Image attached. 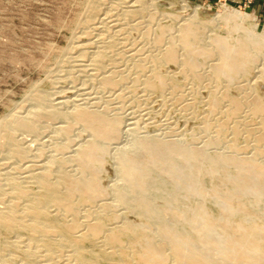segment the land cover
Wrapping results in <instances>:
<instances>
[{"label":"bare ground","instance_id":"bare-ground-1","mask_svg":"<svg viewBox=\"0 0 264 264\" xmlns=\"http://www.w3.org/2000/svg\"><path fill=\"white\" fill-rule=\"evenodd\" d=\"M183 1V14L173 28H169L170 26L164 28L165 25H162L164 27H156L157 31L150 28L142 32L143 41H151L150 46L154 48L153 50H137L129 47L130 49L126 51L127 56L124 57L133 62L134 77L132 82L142 85L148 91H151L157 85L161 90L166 89L169 91V94L175 99H179L181 95L175 93L178 91H176V85L172 84L173 80L171 81L168 76L162 75L158 71L160 65H166L167 63L178 64L177 67H180V71L184 74L180 73L184 76L186 74L185 77L188 81L191 80L192 83L201 82L203 77H207L208 80L212 78L215 82L225 79L230 83L235 79L244 78L250 73L253 74L252 76L255 79H258L263 67L260 68L259 65H256L255 59L260 57L262 61L264 60V36L251 33L254 30L249 24L252 17L223 5L220 11L221 15L214 18V21L225 26L229 37L221 38L215 35L208 42L202 43L200 39L203 38H200V36L204 35L201 34V30L206 23L199 19V9L194 10L187 3L188 1ZM137 2L139 0H135L132 4L134 5ZM129 8L121 9L120 12L112 14L111 7L101 10V7L97 6L85 21L86 23L89 20L92 21L90 23L92 25L91 30L96 33V37L91 38L92 40L89 42V44L94 45L96 50H92L93 52L91 51L90 54L88 53L89 63L87 64L91 67L88 70L95 71V73L92 72L91 76L96 78L103 90H112L121 84L120 82L123 84L122 79L125 74L120 76L119 71L116 72L114 69L107 68L110 64L107 65L106 62L111 59L110 53L116 42L120 41L121 43V40L127 37L119 39L118 36L119 41H115L117 39L115 38L116 35L122 32L124 25L126 26L125 21L134 16L135 13L141 12L138 8L134 7L137 10ZM112 11L114 10L112 9ZM191 13L194 14L190 15ZM212 26L214 25L212 24ZM251 29L253 30L251 31ZM168 31H172L171 37L166 36L164 38L167 35L165 33ZM150 33H153L151 34L152 37ZM238 33H242L244 36L235 38ZM123 45L120 47H123ZM82 47L84 46H77L76 48ZM147 47L149 46L147 45ZM178 48L182 50V54L178 53ZM122 50L118 51L122 52ZM142 52L143 54L140 55L139 53ZM147 52L148 54H146ZM118 54L115 53V55ZM81 56L85 58L83 55ZM208 58L214 59V61L211 59L213 63L209 64L208 68L205 67L207 70L204 73H200V62L198 60ZM206 61L208 63L210 60ZM112 63L114 62L112 61ZM129 63L131 64V62ZM86 66L83 67L86 68ZM144 69L147 70V75L138 76V73L144 71ZM80 71L84 72L82 69ZM117 73L120 76L119 78H117ZM184 76L182 77L184 78ZM240 82L242 83L239 80ZM192 83L190 85H193ZM237 83L233 84L236 85ZM233 84L231 83V86ZM239 85L238 87H242V85ZM213 86L217 87L215 84ZM250 87L247 86L249 91L244 87L242 89L251 92ZM223 90L226 89L223 87ZM212 91H207L209 92L208 106L216 109L215 107H220L224 103L221 107L223 119H216L215 124L213 122L211 124L207 117L203 118L202 123H206V125H204L205 131H202L208 132L207 135L211 136V142L206 144V148L201 149V147L198 150L195 147L193 149L191 145L188 146L185 142L181 143L174 140H163L151 144L137 137L133 146L136 147L135 149H141L144 152L145 160L135 158L125 148L119 151L117 149L118 153L116 152L115 158L118 162L117 174L120 181L118 183L121 184L112 186L113 193L110 197L113 205H118L121 209L131 210L132 214L140 215V218L143 216L147 220V223H143V221L139 224L128 221L126 216L115 214L114 210V213L111 210H109V213L108 209L112 206L106 204L108 200L106 203L100 200L102 198L100 197L101 192L97 187L98 172L103 168L101 166L109 150L108 144L122 136L121 134L124 131L125 126L122 127V119L112 113L111 115L110 110L107 111V107L103 109H100V106L97 107L98 102L94 100V97H90L93 101L88 100L89 103L85 102L86 104L83 105L76 98L71 101L60 98L57 101L58 103H55L54 113L57 117L67 121V126L61 127L60 130L57 129L59 130L58 133L68 137L70 132L74 133L75 130L71 131V126L75 123L79 124L89 136L87 143L83 144L79 140L80 143L75 145L74 150L72 149L71 156L65 158L66 161L69 160L73 163V166H76L77 176L71 178L64 172L57 171L60 172V179H55L53 173L56 172L53 171V166L65 161L61 158H58L59 160L51 158L47 163L45 162L44 166H37V168L34 166L32 169L28 166L26 168V174L28 175L22 180L14 176L9 177L10 189L22 202L18 205V203L6 202V199H4V207L0 208V227L10 232L23 228L29 234L30 239L28 240L29 243L26 242V245V240L22 241L24 242L22 245L25 246V254L35 260L43 255L50 258L52 257L51 253L59 251L60 254L62 247H68L69 252L67 255L69 256L67 257L73 264H110V262L114 264H117V262L118 264H264V164L258 162L257 159L261 160L260 157L256 159L261 149L264 148L259 144L262 140L264 143V100L252 96L253 94H250L251 97L246 96L249 95L246 92L245 94L243 92V96L245 95L243 98H237L227 93H218L214 88ZM189 92L192 93V90H189ZM119 97H121V94H119ZM68 104L72 105L71 112L59 110ZM244 109L247 110L246 112L250 116L257 118V120L254 119L256 124L253 128L243 123L246 120L241 121L239 119V115ZM39 110L29 111L25 118L13 116L9 121L4 122L7 141L15 139L16 131H38L37 127L41 119ZM212 115L214 116V114ZM212 115H209L210 118H213ZM228 118H231V123H228L231 125L226 124ZM211 131L213 132L212 135H210ZM226 132H229V138H232L229 147H227L231 150V154L218 153L214 156L210 155L208 153L210 148H218L217 146L220 144L223 146L221 142L226 141L224 140L225 137L223 138ZM242 134L244 138L245 136L251 137L256 141L255 145L254 143L251 144V147L254 145L252 151L254 156L251 155L248 160L237 155L242 147L239 148L233 140L239 135L242 136ZM64 148L66 147H59V149L56 147L57 150L62 151ZM30 149L31 145L23 141L13 151V156L21 159ZM8 150L10 151V149ZM177 157L185 163L188 173L174 162V158ZM262 158H264V155ZM198 160H202V162L199 163ZM161 174H166L172 180V186L170 185V191H167L166 188V190H161L162 192L155 187L160 192L157 197L153 198L152 192L154 191L152 188L157 180H160L158 177ZM71 175L74 174L71 173ZM205 177L211 180L209 191H206L203 185ZM25 180H33L31 183L34 182L44 192L43 204H48L50 209L53 207V215L48 206H42L35 195L22 187L21 183ZM25 183L23 182V185ZM8 192L11 193V191ZM1 193L3 195L4 191ZM41 197L43 198V196ZM156 198L162 200V202L160 201L163 204L160 205L161 207L154 204ZM181 199L189 200V203L190 200L193 202L192 206L189 207V211L180 210L179 207H182L181 202L183 201ZM210 206L216 210L214 211ZM25 218H28V221L23 222L26 220ZM108 220L111 222L109 223ZM32 242L34 243L33 247ZM38 247L42 248L45 254L41 255ZM1 252L3 251L1 250ZM56 255L57 252L55 257ZM57 258L60 259L58 255ZM41 259H44V257ZM49 262L50 260L47 263ZM44 263L46 264V262Z\"/></svg>","mask_w":264,"mask_h":264},{"label":"rangeland","instance_id":"rangeland-1","mask_svg":"<svg viewBox=\"0 0 264 264\" xmlns=\"http://www.w3.org/2000/svg\"><path fill=\"white\" fill-rule=\"evenodd\" d=\"M134 1L135 0H0V208L4 207V199H6V202L9 201L13 204L18 203V205L22 202V200H20V198H17L18 196L10 189V179L8 178L14 176L17 179L22 180V178L28 175L26 174V168L28 166H30L31 169L34 168V166L35 168H37V166H44L45 162L47 163L51 158H55L57 160H59L58 158H61L65 162L53 166L52 169L56 172L53 173V177L55 179H60V172L57 171L64 172L71 178L77 176L75 170L76 166H73V163L69 160L66 161L65 158L71 156L70 153L72 152V149L74 150L77 143H87L89 141V136L88 133L84 131L81 126H79V124L75 123L71 126V131H75L74 133L70 132L68 137L62 136L58 133L60 129L67 126V121L57 117L54 113V108L56 107V104L58 103L57 101H59L60 98H64V100L68 101L76 98L80 102V104L83 105L89 103V101H93L92 98L94 97V100L98 102L96 105L97 107L100 106V109L107 107V111L110 110V114L112 113L113 115H116L117 117L122 119V127L125 126L123 128L124 131L121 134L122 136H119V138L121 137L120 139L117 138L116 140H113L108 144L109 150L107 151L108 153L104 157V161L101 166L103 168H101L100 172H98L99 175L97 178V187L101 192L100 197L102 198L100 200H103V203H106V201L108 200L106 204L112 206L110 207V209H108L109 213V210H111V212L114 210L116 212L115 214L126 216L128 221H132L138 224L139 222L143 221V223H147V220L143 216H141L140 218V215H136L135 213L132 214L133 212L131 210L129 211L128 209L124 208L121 209L120 206L113 205L112 198L110 197L111 193H113L112 186L121 184L118 183L120 182L119 175L117 174L118 162L115 158L116 154L118 153L117 149L119 151L120 149L125 148L131 153V155L135 156V158L139 160H145L146 158L144 156V152L141 149H135L136 147L133 146L134 140L137 139V137L138 139H142L143 141L151 144L161 142L163 140H174L181 143L185 142L188 146L191 145L193 149H195V147L196 149L198 148V150L201 147V149H203V147L206 148V144L211 142V136L207 135L208 132H203L205 131L204 125H206V123H202L203 118L207 117L211 124H215L216 119H223L221 107L224 105V103L220 107H215L216 109L209 108L207 103L209 100V92L210 90L211 92H213V88L218 93H227L236 96L237 98H243L245 96H243V92L244 94L246 92L247 94H249L246 96L251 97V95L253 94L252 96H257L258 98L264 100V60L262 61V58L260 57H256L255 59L256 65H259L260 68L263 67L260 77L258 79H255V77L252 76L253 74L250 73V75H246L247 77L245 76L244 78H239L242 83H239L238 79H235L230 83H228L225 79L215 82V80H213L212 78L208 80L207 77H203V82L201 80V82L198 81L192 83L191 80H189V82L185 77L186 74L185 76L183 75L184 73L180 71V67H177L178 64L167 63L166 65H160L158 68L159 73L168 76L171 81L173 80L172 84L176 85V91H178L175 93L181 95V97H179L183 99H175L171 94H169V91H167L166 89L161 90L157 85L151 91H148L145 90L146 88H143L142 85L134 84L132 82V78L134 77L132 68L133 62L124 57L127 56L126 51L130 48H134L137 50H153L154 48L150 46L151 41H143L142 32L150 28L157 31L158 27H164L162 25H165L164 28H166L167 26H170L169 28H173V26H175L180 20L184 10L183 0H139V2L133 5L132 3H134ZM186 2L190 5L191 8H194V10L199 9V19L205 21L206 23L205 27H203L204 30H201V34L204 35L200 36V38H203L202 40L200 39L202 43L208 42L209 39L213 38V36L215 35L221 38L229 37V34L227 32L228 30H226L225 26L214 21V18H217L221 15L220 11L223 5L234 8L241 12V14H247L249 15V17H252L250 18L252 20H250L249 24L254 30L251 29V31L253 30L251 33L254 35L262 34L264 36V17L254 14L247 5L235 6L229 1L227 2L225 0H219L218 2L212 4L200 0H186ZM97 6H100L101 10L111 7L115 11L114 12L111 9L112 14L120 12L121 9H128V7H130L129 9L131 10L134 9V7L141 10V12L135 13L134 16L129 17L125 21L126 26L124 25L122 32H119V34L115 37L117 38L119 36L118 38L120 39L127 36L124 38L125 41L121 40V43L118 38L115 39V41L119 42H116L115 47L111 50V59L106 62V64H110V66L107 68L114 69L116 72L119 71L118 73H121L119 74L120 76L124 74L126 76L124 75L122 79L124 85L122 84V82H120L121 84H119L112 90L101 89L96 78L94 76H91L93 73H95V71H92V73L91 70H88L91 68L87 64L89 63L88 55L96 50L94 49V45L89 44V42L90 40H92L91 38L96 37V33L91 30L92 25L90 23H92V21L89 20L87 21V23L85 21ZM193 14L194 13H191L190 15ZM212 24L214 26H212ZM153 33H150L151 37V34ZM165 34L167 35H165L164 38H166V36L171 37L172 31H168ZM243 36L244 35L242 33H238L236 34L235 38ZM119 43L121 45L124 44L123 47H120L121 45ZM147 45L149 47H147ZM77 46L84 47L78 49L76 48ZM117 46L120 48H118ZM117 48L118 50L123 49L122 52H119ZM115 50L117 51L114 52ZM177 51L179 54L182 52V50H180L179 48L177 49ZM115 53L118 55H115ZM123 53H125L126 55ZM139 54L142 55L143 52ZM146 54H148V52ZM81 55H83L85 58H83ZM86 57L88 58L86 59ZM74 58L77 59V61H75ZM211 59H206L208 61L210 60L208 63L205 59L198 60L200 62V67L204 68L203 69L199 67L200 73H204L205 70H207L206 68H208V65L213 63L212 61H214V59H212V61ZM112 61L114 63H112ZM205 61L207 64L205 63ZM129 62H131V64ZM84 63L85 65H83ZM83 66H86V68ZM81 69L84 72H81ZM252 71L253 69L251 70V72ZM85 72H88V74H86ZM180 72L183 74H181ZM118 73L116 74L117 76ZM89 74L90 76H88ZM129 75L131 76L128 77ZM141 75H147V70L144 69V71L138 73V76L143 77ZM120 76H118L117 78H119ZM182 76H184L185 79ZM90 78L92 81L90 80ZM191 83L194 86L190 85ZM211 83L213 85H217L218 89ZM231 83H237L238 85L240 84L239 86L242 85V87H238L237 84H233V86H231ZM219 84L222 85V87H220L222 89L219 88V86H221ZM247 86H251L250 90L252 89L253 92H247L249 91L247 90ZM184 87H188L189 89L187 88L185 90ZM223 87L226 90H223ZM243 87L246 88L247 91L245 89L243 90ZM189 90H192V93L189 92ZM118 93L121 94V97H119ZM81 95H83L84 97H82ZM90 97L92 98L90 99ZM37 109H42L41 111L39 110L41 119L38 123V131H27L29 134L24 131H16L15 139H13L12 141H7L4 130V122L9 121L13 116H21L25 118V116L27 117L29 111H37ZM246 109H244L245 111L242 110V113H240L239 115V119L241 121L246 120L243 123L248 126L250 125L249 127L252 126L253 128L254 124H256L257 118L254 116H250L249 113L246 112ZM59 110L62 112H66V110L67 112H71L72 105L68 104L66 105V107H62ZM209 110H211V112H209ZM210 114H214V116H211L213 118H210ZM246 117H248L249 119ZM230 119L231 118L226 119L227 121L225 120L226 124L231 123ZM254 119L256 120L254 121ZM127 129H129L130 131ZM130 133H133L134 135H131ZM72 134L74 137L71 136ZM212 134L213 132L211 131L210 135ZM19 135L22 136L20 137ZM229 137V132H226V134L223 136L224 140H226L224 141L225 144L222 141L221 143L223 144V146H221L220 144L217 146L218 148L214 147L215 150H213L214 148L209 147L210 149L208 150V153L213 156L218 153L230 155L231 150L227 147H229V143H231L230 140L232 138ZM233 140H235V143L239 148L242 147L240 149L241 151H239L240 153L238 152L237 155L245 160H248V158H250L253 154V146L255 145L256 141L251 137L245 136L244 138L243 134L242 136L239 135ZM23 141L24 143H29L32 150L30 149L28 153H26V155L21 159L19 157L15 158V156H13V151L18 145L20 146ZM190 142L192 143L190 144ZM253 143L254 145L251 147V144ZM259 144L260 146L264 147L263 140ZM63 146H65L67 149L64 148L63 151L57 150L59 149V147ZM8 149H10V151ZM241 153L243 156L240 155ZM263 155L264 148L261 149L260 154L256 156V159L259 157L261 158V160H257L262 164H264V161H262L264 159L262 158ZM174 162L179 164V166L184 168L183 170L188 173L186 165L181 160V158H174ZM198 162L201 163L202 160H198ZM71 173H73L74 175H71ZM158 179L160 180H157V183H155L157 185L154 184V187L152 188L154 191L152 192L153 198L157 197L161 190H166L167 188V191H170V188L172 186V180H170V178L166 174H161ZM26 181L27 180L23 182L25 183ZM32 181L33 180L27 181L26 183L28 184L25 183V185H23L22 182L21 185L22 187L26 188L28 192H31L33 195H35L36 199L41 203L42 206L47 207L48 204H43L45 195L44 192H42L34 182L31 183ZM209 182H211V180L205 177L203 180V185L206 191H209L211 188V183ZM155 187L160 189V191L158 192V189H156ZM3 191L4 193L2 195L1 192ZM8 191H11V193H9ZM41 196H43V198ZM105 196L107 197V199ZM156 199L154 201V204L161 207L163 204L160 203V201L162 202V200L159 198ZM181 201L182 207H179L180 210L184 212L189 211V207L192 206L193 202L190 200L189 203V200L185 201L184 199H181ZM199 203H201V201H199ZM210 207L213 208L212 206ZM48 208L50 209L49 206ZM51 208L52 209H50V212L53 215L54 210L53 207ZM213 210L215 211L216 209L213 208ZM114 211L112 213H114ZM25 219L26 220H24L23 222L28 221V218ZM108 222L110 223L111 221L108 220ZM221 225L223 224L221 223ZM22 229L23 228H20L18 231H11V233L10 231H7L0 227V253H2L0 254V264H45L44 262H46V264H73V262H71L67 257L69 256L67 255L69 252L68 247H66L67 249L65 247H62V250H60V254L59 251H56L60 259L57 258V255L55 257L56 252L51 253L52 257L46 258L43 255L45 254L43 252L44 250L40 247H38V251L43 256H41L38 260L29 258L25 254V246L22 245V243H24L22 241L25 240V245L29 243V234L24 229L22 231ZM33 244L34 243L32 242V247ZM1 250L3 252H1ZM65 250L67 251L66 253ZM43 257L44 259H41ZM49 260L50 262L47 263ZM110 264L114 263L110 262Z\"/></svg>","mask_w":264,"mask_h":264},{"label":"crops","instance_id":"crops-1","mask_svg":"<svg viewBox=\"0 0 264 264\" xmlns=\"http://www.w3.org/2000/svg\"><path fill=\"white\" fill-rule=\"evenodd\" d=\"M205 1L206 3H216L219 0H200ZM229 1L231 4L235 6H243L247 5L248 8L257 16L264 17V0H225Z\"/></svg>","mask_w":264,"mask_h":264}]
</instances>
